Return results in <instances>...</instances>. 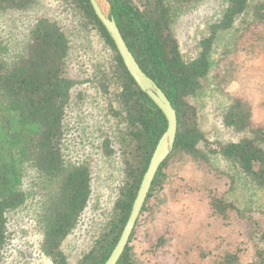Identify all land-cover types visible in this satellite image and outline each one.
I'll return each mask as SVG.
<instances>
[{"label":"trees","instance_id":"obj_1","mask_svg":"<svg viewBox=\"0 0 264 264\" xmlns=\"http://www.w3.org/2000/svg\"><path fill=\"white\" fill-rule=\"evenodd\" d=\"M65 1L77 9L86 20L85 25L108 50L110 64L105 65L104 72L108 81L100 87L104 93H109L110 87L114 90L109 111L122 123L119 134L104 137L100 146L106 156L120 157L124 166L125 183L120 185L113 206L114 221L74 263L104 264L121 234L167 121L128 72L90 1ZM104 1L137 70L169 99L178 123L172 152L154 177L117 264H204L199 261L203 251L214 253L216 264H264V209L238 207L228 196L236 182L233 174L219 171L208 162V156L219 155L237 166L249 183L264 191V124L255 121L249 104L241 96L232 94L224 123L248 135L237 142L211 141L199 129L196 109L189 101L200 91L201 79L211 67L210 50L216 35L247 12H252L248 25L251 35L262 31L264 0H227L221 17L210 24L209 34L200 40L198 55L190 60L182 58L171 23L186 2L198 0ZM36 3L37 0H0V16L10 11L29 19L22 36L14 43L0 34V255L9 243L8 214L37 196L39 201L33 202L40 208L44 199L46 202L34 215L42 233L40 250L52 264H69L63 245L81 223L93 194L88 165L81 160H67L62 149L72 92L81 81L67 72L68 35L49 17L33 14L31 9ZM96 58L100 59L99 55ZM177 154H182V158L170 161ZM28 171L37 174L30 180L32 184L40 178L43 184L48 183L50 191L44 194L32 186L27 188L24 179ZM169 184L171 193L167 192ZM160 194L168 197L161 213L181 215L187 211L184 200H188L187 205L199 218L191 239L181 235L189 240L183 250L167 247L165 223L152 214ZM146 212L152 218L153 231L147 232L148 246L143 248L137 228ZM143 223L146 232L145 220ZM133 236L137 244L129 245ZM257 238L261 245L254 244ZM219 242L221 246L216 252L214 248L217 250ZM154 251H165L167 255L148 263L146 258Z\"/></svg>","mask_w":264,"mask_h":264},{"label":"rangeland","instance_id":"obj_2","mask_svg":"<svg viewBox=\"0 0 264 264\" xmlns=\"http://www.w3.org/2000/svg\"><path fill=\"white\" fill-rule=\"evenodd\" d=\"M227 2L188 1L185 3L186 7L176 13L171 27L184 60L198 55L200 40L209 34L208 27L221 17ZM105 7L106 14H109L106 2ZM31 10L33 14H42L57 22L66 32L70 40L67 72L74 79L81 81L72 92L62 140L66 159L72 162L84 161L92 171L93 194L90 204L81 223L63 245L69 264H74L109 228L111 221H114L113 206L119 195L120 185L125 183L124 166L120 157L114 154L106 156L100 146L104 137L114 138L119 134L122 123L109 111L114 100V90L110 87L109 93H104L100 87L103 81H108L104 72L105 65L110 64V55L99 37L85 25L86 20L65 0H37ZM251 15L252 12H247L237 16L229 29L216 35L210 50L211 67L201 79L202 87L198 94L189 98L196 109V123L199 129L211 141L237 142L248 135L224 123L223 116L232 94L241 96L243 102L249 104L255 121L260 125L264 124V29L251 35V27L248 26ZM27 18L15 12L3 13L0 16V34L14 43L22 36L24 26L29 21ZM97 55L100 59L96 58ZM145 85L151 87L147 81ZM181 158L182 154H177L170 161ZM208 162L219 171L233 174L236 182L228 196L238 207L264 209V191L249 183L237 166L235 168L219 155L208 156ZM35 176V171H28L24 179L25 186H32L33 190L44 194L49 192L50 186L46 182L43 184L40 178L35 184L30 182ZM171 187L170 184L167 186V192H172ZM38 199L37 196L29 198L26 205L8 214L9 243L5 252L0 255L1 264H52L40 250L42 233L39 221L34 215H37L38 207L41 211L46 202L44 199L40 208V205L33 202L39 201ZM187 201L184 200L187 211L181 215H171L169 211L163 212L165 215L161 216L168 197L160 194L152 213L155 219L165 223V241L169 244L167 247L172 249L186 248L189 240L181 235L191 239L200 223ZM143 216L141 227L137 228V236L141 234V245L145 248L148 246L147 232L153 229L150 214L146 212ZM143 220L148 227L146 232L142 228ZM191 223L189 229L188 225ZM136 244V237L133 236L129 245ZM254 244L257 246L262 243L257 238ZM220 246L221 242L218 243L217 250L213 248L219 252ZM165 255V251H154L146 261L155 263L157 258ZM199 261L204 264H216L215 254L203 251Z\"/></svg>","mask_w":264,"mask_h":264},{"label":"water","instance_id":"obj_3","mask_svg":"<svg viewBox=\"0 0 264 264\" xmlns=\"http://www.w3.org/2000/svg\"><path fill=\"white\" fill-rule=\"evenodd\" d=\"M89 1L94 10L95 15L100 20L105 29L108 31L128 72L133 77V79L139 84V86L145 90V92L158 106V108L162 111L167 121L166 130L158 139L156 146L152 152L147 168L142 176L139 188L133 200L130 213L121 231V234L110 255L104 262V264H117L126 245L128 244L130 235L135 227L136 221L146 201L154 177L161 164L167 159L171 150L173 149L178 123L176 111L169 99L158 88H156V86L150 80L144 77L137 70L133 56L126 45V42L119 30L115 19L112 16L103 12L98 0ZM145 81H147L151 85V87L146 86Z\"/></svg>","mask_w":264,"mask_h":264},{"label":"bare ground","instance_id":"obj_4","mask_svg":"<svg viewBox=\"0 0 264 264\" xmlns=\"http://www.w3.org/2000/svg\"><path fill=\"white\" fill-rule=\"evenodd\" d=\"M100 6H101V9L103 10V12L106 13V7H105V2L103 0H98Z\"/></svg>","mask_w":264,"mask_h":264}]
</instances>
